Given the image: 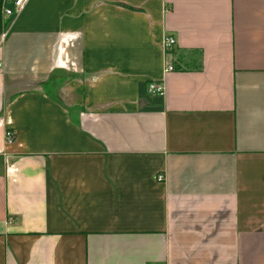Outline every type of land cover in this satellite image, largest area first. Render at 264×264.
Listing matches in <instances>:
<instances>
[{"label":"crops","instance_id":"0c3cea01","mask_svg":"<svg viewBox=\"0 0 264 264\" xmlns=\"http://www.w3.org/2000/svg\"><path fill=\"white\" fill-rule=\"evenodd\" d=\"M2 20L0 264H264V0Z\"/></svg>","mask_w":264,"mask_h":264},{"label":"built area","instance_id":"2783aa9c","mask_svg":"<svg viewBox=\"0 0 264 264\" xmlns=\"http://www.w3.org/2000/svg\"><path fill=\"white\" fill-rule=\"evenodd\" d=\"M28 0H12L11 7H3L2 14L8 18L14 17L20 13L23 9L24 5ZM176 46V40L172 36L165 35L162 39V49L165 55H169L173 52L174 47ZM174 69L170 62H167L165 65V72H170ZM147 92L153 95H162L163 86L157 83H150L147 86ZM5 139L7 142H11L13 140L12 133L9 131L5 132ZM156 180L158 182H162L164 180V176L157 175Z\"/></svg>","mask_w":264,"mask_h":264},{"label":"trees","instance_id":"16d2710c","mask_svg":"<svg viewBox=\"0 0 264 264\" xmlns=\"http://www.w3.org/2000/svg\"><path fill=\"white\" fill-rule=\"evenodd\" d=\"M1 8H2V0H0V32L4 26V23H3V20H2V11H1Z\"/></svg>","mask_w":264,"mask_h":264},{"label":"rangeland","instance_id":"374dc122","mask_svg":"<svg viewBox=\"0 0 264 264\" xmlns=\"http://www.w3.org/2000/svg\"><path fill=\"white\" fill-rule=\"evenodd\" d=\"M8 7H9V6H8ZM10 7H11V6H10ZM44 89H46V90H47V89H49V87H47V86H44ZM48 91H50V90H48Z\"/></svg>","mask_w":264,"mask_h":264}]
</instances>
